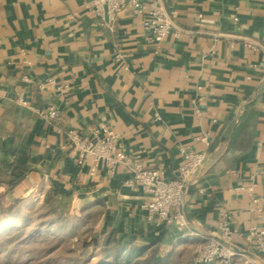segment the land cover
<instances>
[{
	"label": "crops",
	"instance_id": "1",
	"mask_svg": "<svg viewBox=\"0 0 264 264\" xmlns=\"http://www.w3.org/2000/svg\"><path fill=\"white\" fill-rule=\"evenodd\" d=\"M161 1L176 15L156 41L130 8L111 30L89 0H0V169L12 168L21 144L28 156L0 190L11 200L41 187L78 207L94 202L117 246L149 253L151 264H196L194 246L222 212L240 231L264 224L247 190L264 195V0ZM51 106L54 118L43 114ZM101 123L131 158L171 178L181 146L206 153L187 204L172 209L190 231L157 227L142 188L126 184L128 164L110 172L101 162L92 173L90 158L78 162L67 131L91 138Z\"/></svg>",
	"mask_w": 264,
	"mask_h": 264
},
{
	"label": "built area",
	"instance_id": "2",
	"mask_svg": "<svg viewBox=\"0 0 264 264\" xmlns=\"http://www.w3.org/2000/svg\"><path fill=\"white\" fill-rule=\"evenodd\" d=\"M96 16L111 30L126 8L139 14H145L146 29L156 41L163 40L174 27V11L168 13L161 0H89ZM117 58L122 54L118 53ZM23 104L27 102L20 97ZM59 112L56 107H48L43 114L54 118ZM69 142L76 151L78 162L85 164L91 159V172L94 173L103 162L110 172L115 171L118 163L128 164L131 178L127 185H139L148 199L143 207L155 221L158 228L165 224H176L181 231H190L189 220L183 211L172 213L173 208L184 207L189 200V185L197 183L198 173L204 166L206 153L181 146L184 161L180 167L179 177H168L161 168L148 167L140 159L131 158L123 148L117 146L118 134L106 123H101L92 131V137H83L77 130L67 131ZM198 139L209 144L206 135ZM254 207L264 211V195H254L253 187H247ZM199 192H206L205 187H199ZM158 233V232H157ZM239 234L246 242L241 245L236 242L235 235ZM196 264H264V224L251 225L246 231L233 225L228 212H222L221 219L215 231L195 244L193 249Z\"/></svg>",
	"mask_w": 264,
	"mask_h": 264
},
{
	"label": "rangeland",
	"instance_id": "3",
	"mask_svg": "<svg viewBox=\"0 0 264 264\" xmlns=\"http://www.w3.org/2000/svg\"><path fill=\"white\" fill-rule=\"evenodd\" d=\"M76 205L41 187L15 200L0 190V264H151L102 232L94 202Z\"/></svg>",
	"mask_w": 264,
	"mask_h": 264
},
{
	"label": "trees",
	"instance_id": "4",
	"mask_svg": "<svg viewBox=\"0 0 264 264\" xmlns=\"http://www.w3.org/2000/svg\"><path fill=\"white\" fill-rule=\"evenodd\" d=\"M27 159L28 156L26 152V147L23 144H21L17 149V159L16 162L13 164L12 168L0 169V179L1 177L7 174L20 177L26 170ZM117 247H119L120 249L125 248L123 246H117Z\"/></svg>",
	"mask_w": 264,
	"mask_h": 264
}]
</instances>
